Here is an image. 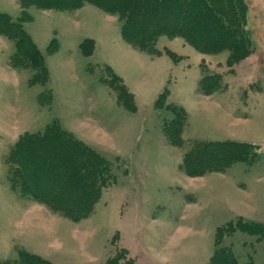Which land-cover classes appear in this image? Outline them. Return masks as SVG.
Returning <instances> with one entry per match:
<instances>
[{
	"label": "rangeland",
	"instance_id": "1",
	"mask_svg": "<svg viewBox=\"0 0 264 264\" xmlns=\"http://www.w3.org/2000/svg\"><path fill=\"white\" fill-rule=\"evenodd\" d=\"M210 1L232 3L252 40L248 57L231 64L229 49L202 50L182 34L161 33L157 51L142 49L124 38L117 12L91 2L67 12L0 0V11L32 16L24 26L49 70L43 81L42 67L11 61L14 43L0 36V264L26 253L51 264H211L218 229L238 219L246 228L225 233L222 245L240 264H264V0ZM87 38L90 55L80 46ZM211 75L223 86L206 91ZM117 84L133 93V110ZM174 107L184 109L181 145L165 131ZM55 121L110 161L107 186L87 192L83 210L59 196L65 212L14 186L11 146ZM195 138L256 143L259 155L190 175L181 166Z\"/></svg>",
	"mask_w": 264,
	"mask_h": 264
},
{
	"label": "trees",
	"instance_id": "2",
	"mask_svg": "<svg viewBox=\"0 0 264 264\" xmlns=\"http://www.w3.org/2000/svg\"><path fill=\"white\" fill-rule=\"evenodd\" d=\"M22 6L34 5L40 8H62L63 11L72 12L84 6L86 2L95 3L97 6L109 12H117L124 21L122 34L133 45L142 49L157 51L154 47V38L159 34H182L202 50L220 47L230 50L228 62L233 64L239 58L248 57L252 48V40L244 30L242 19L238 14L226 8H217L210 0H19ZM230 0H222L227 4ZM24 8V7H23ZM25 11V10H24ZM24 11L18 17L8 12L0 11V36H7L12 40L15 51L11 55V61L21 66L42 67L40 71L42 80L49 76L46 58L39 46L26 30L24 23L31 20L32 16L25 15ZM170 13L177 18H186L189 14H197L198 18L190 21H166L158 22L155 16L161 17ZM150 17V19H148ZM176 18V19H177ZM214 30V31H213ZM208 31L209 34L204 32ZM90 38L81 43V48L86 55H90L85 45ZM48 47L49 52L52 44ZM111 70L112 67L108 66ZM41 69V70H42ZM117 76V75H116ZM39 75H33L32 81H38ZM220 75H211L204 78L201 83L206 91H215L223 86ZM121 78V77H120ZM210 78H214L211 80ZM117 79H119L117 77ZM116 79V80H117ZM122 79V78H121ZM120 82L123 83L121 80ZM119 84V83H118ZM116 85L119 90L118 99L123 106L133 110V93L125 92V85ZM44 94V93H43ZM42 94V95H43ZM51 95V94H50ZM43 102V99L41 100ZM176 119L168 123L165 131L173 144L181 145V118L184 109L176 108ZM187 114V113H186ZM45 131L36 133H24L19 140L11 146L9 161L13 164L10 168L14 175V182L20 192L33 196L50 206L65 212H70L67 204L59 205L57 198L62 196L64 200L73 202L74 210H83V202L87 192L98 196L100 190L108 184L110 178V161L101 154L94 152L81 140L75 139L72 133L61 128L55 121L47 123ZM191 146L184 154L182 169L190 175H203L210 171H226L238 162L253 164L259 155V145L245 141L210 140L195 138L191 140ZM87 148H86V147ZM105 164V165H104ZM88 169V172L85 171ZM42 178L33 181L36 174ZM68 185V188L65 187ZM65 187L62 193V189ZM83 196V197H82ZM84 200L82 201V199ZM82 202V203H81ZM80 203V204H78ZM79 205V206H78ZM58 206V207H57ZM73 213V212H71ZM74 215H79L74 211ZM239 220L232 221L218 229L216 237V250L211 264H240L233 252L222 245L225 233H231L236 228H246V224H239ZM24 255V254H23ZM216 258V259H215ZM109 264L114 263L113 258ZM4 264H51L47 260H41L30 254L3 262Z\"/></svg>",
	"mask_w": 264,
	"mask_h": 264
}]
</instances>
